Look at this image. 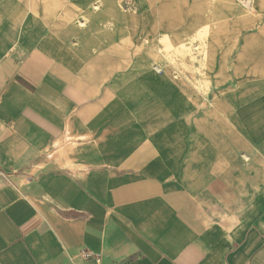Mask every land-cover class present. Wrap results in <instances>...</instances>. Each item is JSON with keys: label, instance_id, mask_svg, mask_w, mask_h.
<instances>
[{"label": "crops", "instance_id": "1", "mask_svg": "<svg viewBox=\"0 0 264 264\" xmlns=\"http://www.w3.org/2000/svg\"><path fill=\"white\" fill-rule=\"evenodd\" d=\"M0 264H264V0H0Z\"/></svg>", "mask_w": 264, "mask_h": 264}, {"label": "built area", "instance_id": "2", "mask_svg": "<svg viewBox=\"0 0 264 264\" xmlns=\"http://www.w3.org/2000/svg\"><path fill=\"white\" fill-rule=\"evenodd\" d=\"M85 255H86L87 258H91V259H94V260H96V261L99 260L98 255L92 254L91 252L88 253V254H85Z\"/></svg>", "mask_w": 264, "mask_h": 264}]
</instances>
